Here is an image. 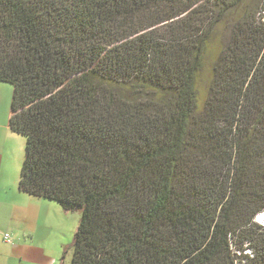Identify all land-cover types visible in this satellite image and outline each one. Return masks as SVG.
Segmentation results:
<instances>
[{
    "label": "trees",
    "instance_id": "obj_1",
    "mask_svg": "<svg viewBox=\"0 0 264 264\" xmlns=\"http://www.w3.org/2000/svg\"><path fill=\"white\" fill-rule=\"evenodd\" d=\"M0 83L72 264H264V0H0Z\"/></svg>",
    "mask_w": 264,
    "mask_h": 264
},
{
    "label": "crops",
    "instance_id": "obj_2",
    "mask_svg": "<svg viewBox=\"0 0 264 264\" xmlns=\"http://www.w3.org/2000/svg\"><path fill=\"white\" fill-rule=\"evenodd\" d=\"M2 88L0 85V264H65V215L57 209L52 218L47 212L50 201L19 191L20 177L14 173L24 163L26 139L10 130L12 102H8V90Z\"/></svg>",
    "mask_w": 264,
    "mask_h": 264
},
{
    "label": "rangeland",
    "instance_id": "obj_3",
    "mask_svg": "<svg viewBox=\"0 0 264 264\" xmlns=\"http://www.w3.org/2000/svg\"><path fill=\"white\" fill-rule=\"evenodd\" d=\"M219 54V50L217 48H213L210 52V54L208 55L206 62H205V67L203 70V73L201 74V79H200V83H199V90L201 92H204L206 84L205 82H203V79H206L208 76H210V72L212 70V65H213V60L215 59V57H217ZM1 87H3L2 89H7L8 90V102L9 104H11L10 102H12L13 99V88L10 85H6V86H2V84H0ZM25 141V140H24ZM18 173H17V172ZM15 171V176H19L20 177V172H21V168H18ZM49 203V206L51 207L50 210H48L47 212L50 213V215L52 216V218L55 217V213H57V209H59V211L61 213H63V215H65V219H66V232H65V243L67 244L66 248L68 249V253L66 254V261L65 264H72L73 261V242H74V235L77 232L78 226H79V222H80V218H81V214L79 212L76 213H65L63 212V210L61 208H59V205L55 202ZM55 211V212H54ZM57 222V221H56ZM258 224H260V222H262L261 220L256 221ZM262 225V224H261ZM45 233H50V230L46 227V229L44 230ZM10 234V233H9ZM51 234L54 235V231L51 230ZM52 239H54V236L51 237Z\"/></svg>",
    "mask_w": 264,
    "mask_h": 264
},
{
    "label": "clouds",
    "instance_id": "obj_4",
    "mask_svg": "<svg viewBox=\"0 0 264 264\" xmlns=\"http://www.w3.org/2000/svg\"><path fill=\"white\" fill-rule=\"evenodd\" d=\"M259 220L262 221L260 224L264 225V212L257 216L256 221L259 222Z\"/></svg>",
    "mask_w": 264,
    "mask_h": 264
},
{
    "label": "built area",
    "instance_id": "obj_5",
    "mask_svg": "<svg viewBox=\"0 0 264 264\" xmlns=\"http://www.w3.org/2000/svg\"><path fill=\"white\" fill-rule=\"evenodd\" d=\"M5 239L10 242V240H11L10 235H6Z\"/></svg>",
    "mask_w": 264,
    "mask_h": 264
}]
</instances>
